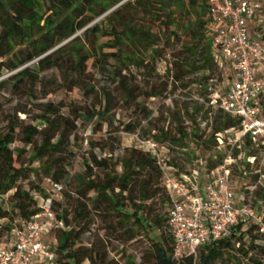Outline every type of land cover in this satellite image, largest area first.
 I'll return each instance as SVG.
<instances>
[{"label":"trees","instance_id":"obj_1","mask_svg":"<svg viewBox=\"0 0 264 264\" xmlns=\"http://www.w3.org/2000/svg\"><path fill=\"white\" fill-rule=\"evenodd\" d=\"M261 2V15L264 17V0ZM211 28L207 0H0V60H3L0 62V91L10 85L12 93L31 100L36 96L38 85L43 88L47 83H55L40 78V74L56 70L61 76V84L56 86L58 90L72 92L73 88L80 87L85 94L97 91L99 101L90 114L95 120L94 131H101L104 124L110 125L106 121L111 117L112 109L107 84H116L122 104L134 103L139 113L149 118L154 112L148 110L141 100L161 98L167 91L168 82L149 83L148 92L141 94L122 73L126 67L135 66L139 73L151 78L148 70L154 71L155 57H161L160 35L169 31L166 50L172 49L171 41L177 42L182 35L192 34L189 42L180 43V50L173 54L167 79H171L173 85L182 82L186 91L191 86V83H183L187 75L202 73L198 84L204 91L206 104H209L211 96L207 92V82L212 79L214 68L220 70L214 58ZM260 39L264 41V35ZM88 66L96 69L104 80L105 84L98 90L94 83L86 82ZM3 71L14 73L2 78ZM227 78L228 75L225 82ZM42 93L45 97L50 91ZM138 99L140 101L137 102ZM259 103V114L264 118V96ZM63 107L66 106L62 103L41 104L38 120L43 128H22L24 146L32 145L35 136L42 138L39 145L33 146L30 162H39L43 177L50 183L49 191L41 182L28 191L16 186L21 177L33 170L19 162L24 150L13 153L9 148L17 124L8 118L6 132L1 133L0 128V202L8 197L16 214L12 222V214L0 206V222L10 221V224H0L1 242H5L21 222L29 221L39 213V198H48L54 185L62 187V183L73 179L76 183L74 191L63 190L62 187L61 198L52 206L54 223L59 225L52 231L56 236V264H83L84 261L106 264L104 251L95 246L89 249L83 246L82 237L89 231L87 222L93 213L109 215L107 219H117L119 224L132 221L139 228L148 229L152 234L149 264H243L239 255L247 260V264H264V232L252 222L237 225L225 240L208 242L195 257L174 259V243L167 227L170 200L157 160L149 152L131 148L119 160L121 171L118 172L111 156L98 158L90 153L82 160L84 171L70 176L71 164L62 158V154L67 152L74 156L69 137L76 130V121L86 119L88 113H74L68 109V115H74L69 121L61 114ZM212 110L213 106L206 115ZM199 111L195 106L194 115L189 116L194 124L191 132H188L182 117L173 113L171 117L177 123L176 135L161 128L152 135V140L144 141H152L160 147L164 146L161 143H168L185 150L188 140L193 137L199 146L204 145V149L210 150L218 147L217 142L222 144V139L225 141L227 131L237 133L239 120L216 108L211 132L207 140L202 141L203 134L199 135L200 128L195 118ZM61 121L68 128L60 132ZM123 131L133 133L135 125L128 123ZM242 143L247 147L256 145L264 148L259 145L260 140L253 144L245 139ZM91 146L99 147L101 151L107 149L100 142ZM223 160L224 156H219L216 162L209 163L205 167L206 172L217 168ZM165 163L176 170L177 176L180 175L176 163L169 159ZM240 166L239 171L246 173L248 162L243 160ZM262 192L264 188L256 191L255 195L264 200ZM158 197L161 206L166 207L165 217L146 208Z\"/></svg>","mask_w":264,"mask_h":264},{"label":"rangeland","instance_id":"obj_2","mask_svg":"<svg viewBox=\"0 0 264 264\" xmlns=\"http://www.w3.org/2000/svg\"><path fill=\"white\" fill-rule=\"evenodd\" d=\"M257 30L250 27L251 34H255ZM79 34V33H78ZM169 31H165V35H160L159 50L161 57H155L154 71L148 70L151 78L145 74L139 73L135 66L126 67L123 75L130 79L132 86L137 88L141 94L148 92L149 83H156L159 80L168 82L167 91L161 98H150L148 100H141L148 110H152L154 114L146 118L139 113V108L133 103L125 105L121 102V95L116 88V84H107V89L111 92L110 100V118L106 119L107 124L103 125L101 131H94L95 120L91 119L90 114L93 111V106L98 103L97 91L91 94H85L84 90L80 87H75L72 92L65 90H58L57 85L61 84V76L56 70H48L40 74V78H46L47 82L54 81V85L46 84L42 88L41 85L36 87V96L28 100L26 96L20 97L18 94L11 92L10 85L0 91V128L1 133L6 132L7 119L11 118L16 124L17 129L14 133L13 142L9 145L10 150L15 153L24 150L20 154L19 162L23 166L33 170L27 172L24 177H21L16 186L23 190H30L33 185L40 182L42 186L49 191L50 183L43 177L42 170L39 167V162H30V156L33 151L34 145H39L42 141L41 136L33 138L32 145L24 146L22 142V128L25 126H36L39 130L43 125L39 123V116L41 114L40 105L53 102L54 104L62 103L63 107L61 114L66 119L73 120L74 115L69 116L68 109L79 111L81 113H88L86 119L81 118L76 121V130L72 132L69 137L71 144L70 150L74 156L69 155L67 152L62 154V158L67 159L71 164V175L82 173L83 165L82 160L87 158L90 153L96 155L98 158H107L111 156L112 163L117 164L116 170L121 171L119 160L126 156L127 151L131 148L138 150H146L142 144L144 140H152L154 135L159 129L164 128L176 135V121L171 117V114L178 113L188 132H191L194 124L189 116L194 115L192 112L194 107L197 106L200 111L196 114V123L199 124V135L203 134V140H207L211 132V126L215 115V110L218 108L217 104L219 98L222 97L225 90L226 75L223 70L214 68L212 79L207 82V92L211 96V101L206 104L203 97L204 91L199 86L198 81L201 80L202 73L188 74L183 83H191L189 90L182 88V82H177L175 85L171 84V79H167V70L170 69L173 62V54L177 53L180 49V43H188L189 37L192 33L182 35L180 41H171L172 49L165 47V42L168 38ZM3 60H0V62ZM29 65V64H28ZM14 72L3 71L2 78H6ZM227 73V72H226ZM1 78V79H2ZM132 79V80H131ZM86 82L94 83L98 90L103 86L104 80L96 72V69L88 66ZM204 81L202 80V83ZM49 90L50 93L43 97L42 91ZM140 99L137 100V102ZM213 106V112L206 115V111ZM187 110V113L186 111ZM106 117L103 119L105 120ZM135 125L133 133L123 131V127L128 124ZM60 132L66 130L68 127L64 125V121L60 122ZM225 141L222 139V144L217 142L216 148L210 150L204 149L199 146L191 137L188 140V147L182 150L175 146H169L168 143H161L164 146L158 145L157 151L159 152L160 159L164 162L172 160L177 165V172L180 175L189 174L193 170L200 172L202 175L199 184H203L206 180L205 167L211 162H216L219 156H224L225 159H230V188L234 192L236 199L244 198L245 203L264 215V200L255 195L256 191L264 188V148L252 145L247 147L242 141H237L236 133L232 130L227 131L225 134ZM95 142L104 143L107 146L105 151H101L99 147L92 148L91 144ZM264 146V143H260ZM113 149V150H112ZM236 152V153H235ZM219 153V154H218ZM181 154V155H179ZM250 154V155H249ZM223 160V161H224ZM245 160L249 164L246 173H241L240 164ZM2 172L0 165V174ZM254 176H257L254 179ZM76 183L71 179L67 183H62L63 190L74 191ZM264 193V192H262ZM147 210L152 211L154 214L162 215L165 217L166 207H162L159 197L148 203ZM0 206L4 210H8L12 214V222L16 218V214L12 211L10 200L7 199L0 202ZM109 215H98L93 213L89 217L88 232L82 237L83 246L85 248H93L94 246L100 251L106 253V264H149L150 262V238L152 234L148 233V229L144 227L139 228L134 225L132 221L119 224L117 219H107ZM10 224L9 220L1 221L0 224ZM45 239V238H44ZM47 241L56 243V236L52 234L47 238ZM243 264H247L242 256L238 257ZM83 264H88L84 261Z\"/></svg>","mask_w":264,"mask_h":264},{"label":"built area","instance_id":"obj_3","mask_svg":"<svg viewBox=\"0 0 264 264\" xmlns=\"http://www.w3.org/2000/svg\"><path fill=\"white\" fill-rule=\"evenodd\" d=\"M211 18L215 62L227 72L225 90L218 108L239 120L237 141L264 143V118L259 114L264 96V17L261 0H207ZM258 28L251 34L250 27ZM146 152L157 160L170 206L167 227L174 247L173 258L195 257L210 241L227 239L237 225L249 222L264 232V215L236 199L230 188V159L206 172L175 174L160 159L158 145L143 141ZM61 185H54L46 199L39 198V213L21 222L5 241H0V264H56V243L47 241L59 225L54 223L53 202L61 198ZM45 238V239H44Z\"/></svg>","mask_w":264,"mask_h":264}]
</instances>
